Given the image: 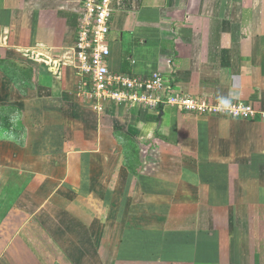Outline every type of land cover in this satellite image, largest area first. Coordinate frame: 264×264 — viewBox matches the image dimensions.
I'll list each match as a JSON object with an SVG mask.
<instances>
[{"label": "crops", "instance_id": "crops-1", "mask_svg": "<svg viewBox=\"0 0 264 264\" xmlns=\"http://www.w3.org/2000/svg\"><path fill=\"white\" fill-rule=\"evenodd\" d=\"M82 1L0 0V67L35 72L34 89L19 96L23 118L12 122L20 142L7 137L10 152L0 154L11 165L0 167V202L12 200L0 215V264H264V118L170 105H117L107 115L83 100L60 69ZM156 4L129 12L126 25L143 42L135 56L118 51L116 69L159 71L177 91L264 112V0ZM145 10L160 25L151 27ZM4 81L2 115L10 109ZM127 144L140 152L135 169L124 163ZM161 186L169 199L196 193L198 212L179 223L166 215L159 226L152 202L130 194ZM192 229L196 238L159 243V230Z\"/></svg>", "mask_w": 264, "mask_h": 264}, {"label": "built area", "instance_id": "built-area-1", "mask_svg": "<svg viewBox=\"0 0 264 264\" xmlns=\"http://www.w3.org/2000/svg\"><path fill=\"white\" fill-rule=\"evenodd\" d=\"M122 0H83L80 6L76 41L65 52L66 65H74L82 77L77 95L103 110L102 102L111 100L116 105L145 109H158L170 105L199 114L232 118H264V112L251 104L239 101L196 97L177 91L161 72L142 76L110 66V47L107 37L114 2Z\"/></svg>", "mask_w": 264, "mask_h": 264}, {"label": "rangeland", "instance_id": "rangeland-1", "mask_svg": "<svg viewBox=\"0 0 264 264\" xmlns=\"http://www.w3.org/2000/svg\"><path fill=\"white\" fill-rule=\"evenodd\" d=\"M156 1H158V3H162L165 2V0H122L121 2H114L112 5L113 8V13L111 16V21H110V32L109 35L107 37V43L110 47V51H111V56H110V66L111 68H115L117 66V58H118V54L120 52V54H122L123 56L126 55V53H131L133 56L136 55V44L139 42H143L141 32L139 31V28H136L135 30H133L131 32V28H128V26L126 25V21L128 18V14L129 12L132 11H139L140 7H143L145 5H157ZM150 3V4H148ZM147 7V6H146ZM140 12V11H139ZM145 12L147 14H144L142 16L144 17H148L150 18L149 20L154 21L155 25L151 24L150 26H156V25H160V22H158V17L155 18L154 13H150V11L145 10ZM147 18V19H148ZM154 19V20H153ZM150 27V28H151ZM143 28V25L142 27ZM151 29H148V31H150ZM119 51V52H118ZM115 57V58H114ZM26 58L28 60H37L36 57H34L32 54L26 55ZM63 62H65V59L63 60ZM21 64V63H19ZM22 64H26L25 62ZM78 66V62H75L74 65H62V67L60 69H65L66 71V80H68L69 82L71 81H75L76 80V87L78 85V83L81 80V75L79 73H77V69L76 67ZM13 68V70H12ZM118 70V69H116ZM3 75H2V74ZM8 74V75H7ZM34 74L35 72L31 70V68L28 66V64L23 65V66H10L7 64H3L2 68L0 67V76H2V79L6 80L4 81V83H9V87L11 89V91L9 92V96L5 97L4 102L8 101L10 102V115L8 116V118L6 119V122L9 124V127H3L1 129L2 126H0V138L2 139V142H0V154H6L7 152H10L8 150H10V148L7 146L6 141L7 137H10V140L12 142H15L18 144V142H20V139L17 137L18 133H17V129H16V125L12 126V122H14L15 124H17L18 120H22L23 118V112L21 113L22 115H20V109L21 106H19V96L20 94L22 95V93L27 96L28 92L30 89H34L35 86L34 82L32 81V78H34ZM11 75H13L12 80H11ZM7 76L9 78H7ZM73 79V80H72ZM163 79L167 80L168 77H166L164 75ZM13 84V85H12ZM77 89V88H76ZM23 96V95H22ZM0 101H2L0 99ZM103 104V110L105 113H107V115H113L114 111L117 108V105L115 102L111 101V100H104L102 102ZM3 106L0 105V108H2ZM6 108V107H5ZM135 108H137V110L143 108L140 105L135 106ZM145 109V108H144ZM3 110V109H2ZM0 109V111H2ZM150 112H156V109H147ZM17 114V115H15ZM13 115H15V118H12ZM2 120H0V125L2 124ZM4 123V122H3ZM143 149H145V147H142ZM139 149H135V146L129 145L127 144L125 146V156H124V163L126 165L127 168L129 169H135V167L138 165V152ZM142 154V153H141ZM2 164H0V167H5V166H11L8 164V161H6V159H4L2 162ZM5 179H3L2 182H4ZM2 185L0 184V191H2ZM161 190L159 191H164V189H166V187H160ZM117 195V194H116ZM130 196L132 197L133 200H135V203L140 204L141 202H148L151 201L153 206H154V214L156 215V217H154L156 219V222L158 223L159 226H161L165 220H166V215H172L171 219L172 222H181L184 221V216L183 213H186L187 218L190 217L191 215H194L198 212V209L196 208L197 205V197H196V193L193 192H184V193H175L173 195V197H171L170 199L168 198L167 194L164 192H158V193H154V194H133L131 193ZM187 200V203L185 205L184 202ZM138 201V202H137ZM140 202V203H139ZM2 204V206H0V215H2L3 213H5L9 207L10 204L12 203V200L9 199H5L3 202H0ZM151 204V203H148ZM170 229L173 230H178V226L177 225H173L170 227ZM197 229H192L190 230H183V231H176V232H168L166 233L163 231H158L159 232V238H160V244L162 243V237H165L164 239H167L169 236L172 242H174L175 245H177V243H183L182 241L184 240V237H189L190 239L192 238H196L195 237V233H196ZM171 234V235H170ZM195 240V239H194ZM187 241V240H186ZM193 241V240H192ZM195 243V242H194ZM159 244V245H160ZM192 247V246H191ZM187 252V251H186ZM183 253L184 256L188 255L190 256V259H196V256H192L188 253ZM199 257H197L198 259Z\"/></svg>", "mask_w": 264, "mask_h": 264}, {"label": "trees", "instance_id": "trees-1", "mask_svg": "<svg viewBox=\"0 0 264 264\" xmlns=\"http://www.w3.org/2000/svg\"><path fill=\"white\" fill-rule=\"evenodd\" d=\"M10 112H11V109H8V111H7V113H5V114H1V112H0V120H2L3 119V121H1L2 122V124L1 125H3L4 127H8L9 126V124L6 122V119L8 118V116L10 115ZM158 118V116H156L155 117V119H157ZM4 122V123H3Z\"/></svg>", "mask_w": 264, "mask_h": 264}, {"label": "water", "instance_id": "water-1", "mask_svg": "<svg viewBox=\"0 0 264 264\" xmlns=\"http://www.w3.org/2000/svg\"><path fill=\"white\" fill-rule=\"evenodd\" d=\"M161 120V113L159 114V121Z\"/></svg>", "mask_w": 264, "mask_h": 264}]
</instances>
